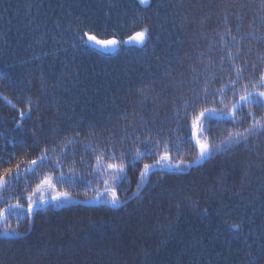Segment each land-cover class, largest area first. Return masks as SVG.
Here are the masks:
<instances>
[{
	"label": "trees",
	"instance_id": "16d2710c",
	"mask_svg": "<svg viewBox=\"0 0 264 264\" xmlns=\"http://www.w3.org/2000/svg\"><path fill=\"white\" fill-rule=\"evenodd\" d=\"M257 12L264 14L261 0H152L146 8L135 0H0V176L8 166H22L20 177L10 175L0 189L7 196L0 211L21 205L0 225V264H264V135L230 149L221 145L202 165H158L131 201L144 164H157L165 152L173 163L196 159L192 130L177 123L175 109L205 77L227 76L228 62L223 68L215 62L225 13L234 35L237 25L241 33L255 30L242 48L251 50L245 59L256 71L264 68L257 60L264 55V20ZM141 17L151 38L143 46L123 42ZM78 28L122 43L98 49ZM226 127L213 121L207 139L218 143ZM161 129L158 154L127 167V179L88 171L92 147L115 146L131 157ZM65 137L78 142L68 145ZM45 147L55 149L47 152L54 159L69 153L61 160L64 182L39 161ZM48 176L55 191H37ZM113 185L122 202L116 207L104 202ZM56 192L103 204L68 200L28 213L29 196L36 205ZM233 222L240 229L229 227Z\"/></svg>",
	"mask_w": 264,
	"mask_h": 264
},
{
	"label": "snow or ice",
	"instance_id": "6c2138e0",
	"mask_svg": "<svg viewBox=\"0 0 264 264\" xmlns=\"http://www.w3.org/2000/svg\"><path fill=\"white\" fill-rule=\"evenodd\" d=\"M152 0H135V3L148 7ZM264 4V0H261ZM235 15V14H233ZM257 17L264 20V14L257 12ZM237 19H242L241 16H237ZM252 26L250 25V28ZM80 33V38H87L88 41L99 45L105 51H112L118 48L122 43L115 38L111 39H98L96 35L89 34L90 30L85 31L82 29H77ZM236 33L233 34V28L229 26V15L225 13L223 15V32L217 30L219 35L221 47L216 49L218 56L215 62H218V67L223 68L225 61L229 64V69L227 71L226 77H221L212 74V78L209 79L205 77L198 88L191 89L193 96L189 99L184 100L181 105H178L175 109L176 120L178 124H185L192 130V137L195 139V146L198 155L194 161L185 163L183 160H178L176 163L172 162L170 153L165 152L159 156L157 164H144L142 170L139 172V182L137 184V192L133 195H138L140 191V186L144 184L148 179V174L153 170H163L167 167L169 169L182 170L184 168H191L193 165H198L202 160L211 157L214 152L220 151L221 145L230 149L233 144H247L248 141L258 135H264V68L257 69V64L249 63L245 56L251 52L245 53L242 48V41L249 38H255V30L248 33H241L240 27L236 26ZM230 38V41L226 39ZM151 38V32L149 26L144 22V18L141 17L138 22V30L129 37L128 43H136L143 46ZM215 49V44L211 45ZM201 57L205 56V53H200ZM257 60L264 64V55H258ZM214 62V58L209 56V64ZM194 78L192 81L195 83ZM191 109V111H189ZM257 109V111H253ZM181 110L183 111V116L180 115ZM31 108L29 107V112ZM21 118H23L24 113L21 112ZM215 121L217 124L223 123L229 127L225 128V137L223 139L208 140L207 134L211 132L212 122ZM245 121H250L245 126ZM190 122V123H189ZM20 126L19 124L17 125ZM207 126V127H205ZM147 132L148 129H145ZM77 137L79 133L76 134ZM203 137V138H201ZM66 144H75L78 141L76 138L69 139L64 138ZM127 139V135L125 136ZM136 139H139L136 137ZM165 133L163 130H158V135L147 136L143 141H140L144 145V151L141 152L139 148L135 149V155L129 157L125 150H117L115 146H105V150H101L97 147H92L90 151L94 156L93 163H88L86 165L89 172L95 169V175L99 178L102 173L107 172L113 180H125L127 179L126 168L129 166H134L137 160L143 159L145 156H155L159 152V145L164 142ZM110 149V150H109ZM55 151V149H49L47 147L43 148L39 156V161L44 163V165L50 166L54 171H59V181H65V174L61 171L62 163L61 160H66L69 153L63 151L61 157L54 159L47 156L48 151ZM119 151V154H117ZM14 159V157H9V161ZM81 163H83L84 158L79 157ZM166 162V163H164ZM7 163V162H6ZM30 163L32 165H37L38 161L36 159H31ZM75 163V160H74ZM22 166L20 164L16 165L15 171L11 166L4 169V175L0 176V189H6L8 187L7 177L10 175L15 178L20 177ZM25 172H32L33 169H23ZM75 176V173L72 174ZM83 179V177H81ZM86 183H91V181H85ZM47 186L52 191H55V184L53 183V177H45L40 185L37 186V191H40L43 187ZM107 192H111V196H105L104 202L106 204H111L113 207L119 206L122 202L116 195L115 185L106 188ZM0 199L7 203L6 194L0 195ZM71 194L68 192H56L52 195L51 200L57 202V206L61 202H66L71 200ZM97 200L100 197H96ZM28 213L32 214L34 211L35 203L32 197H28ZM47 203V202H44ZM21 205L17 203L16 208ZM13 205L9 204L8 208L0 211V218L7 220L9 209ZM205 211H207L205 209ZM225 223H229L227 220ZM229 227L233 229H240L241 225L239 223H230ZM5 236H8L9 230L5 229ZM19 235V233H16Z\"/></svg>",
	"mask_w": 264,
	"mask_h": 264
},
{
	"label": "rangeland",
	"instance_id": "374dc122",
	"mask_svg": "<svg viewBox=\"0 0 264 264\" xmlns=\"http://www.w3.org/2000/svg\"><path fill=\"white\" fill-rule=\"evenodd\" d=\"M128 41V40H127ZM128 43V42H127ZM132 43H134V42H132ZM136 44V43H135ZM96 44H93L92 46H95ZM138 45V44H137ZM98 48H101L99 45H96ZM95 46V47H96ZM101 49H103V48H101ZM104 50V49H103ZM113 51V50H112ZM191 139H192V136H191ZM193 140V139H192ZM193 142L195 143V141L193 140ZM207 159V158H206ZM206 159H204L203 160V162L202 163H199L198 165H202L205 161H206ZM197 165V166H198ZM193 166H196V165H193ZM156 169H153L152 170V172H151V174L155 171ZM151 174L148 176V179H147V183L149 182L148 180H149V178L151 177ZM146 182H145V184H147ZM146 186V185H145ZM143 190V189H142ZM140 194V193H139ZM138 194V195H139ZM138 195H134L133 197L134 198H136V196H138ZM131 199V198H130ZM46 200H48V199H46ZM46 200H44V201H42V202H39L38 204H36L35 206H34V209H36V208H38L39 206L41 207L42 206V204L46 201ZM73 201L74 202H76V203H79V204H81V205H84V206H93L92 205V202H81V201H78L77 199H73ZM55 202V201H54ZM54 202H52V203H48L47 205H45V206H43L42 208H45L46 206H48V205H51V204H53ZM93 202H95V201H93ZM100 204H103V203H100ZM5 208H8V206L7 207H5ZM4 208V209H5ZM42 208H40V209H42ZM37 210H39V208L38 209H36V210H34L35 212L37 211ZM3 211V210H2ZM33 211V212H34ZM4 220V219H3ZM3 220L1 221V223H0V225L2 224V222H3Z\"/></svg>",
	"mask_w": 264,
	"mask_h": 264
},
{
	"label": "bare ground",
	"instance_id": "6f19581e",
	"mask_svg": "<svg viewBox=\"0 0 264 264\" xmlns=\"http://www.w3.org/2000/svg\"><path fill=\"white\" fill-rule=\"evenodd\" d=\"M88 43L90 44V46L93 45V44L90 43V41H88ZM132 44H135V43H132ZM95 46H96V45H95ZM96 48H98V47L96 46ZM98 49H101V48H98ZM101 50H103V49H101ZM149 174H151V172H150ZM149 174H148V175H149ZM149 180H150V178H149ZM149 180H148V181H149ZM146 183H147V181H146ZM145 185H147V184H144V186H145ZM48 199H51V198H48ZM73 199H75V198H72L71 200H73ZM134 199H135V198H132L131 201H133ZM128 203H130V201H127V202H126V205H127ZM11 205H12V204H11ZM92 205H93L94 207H95V206H100V202H98V201L92 202ZM13 208H15V204H13V207H12L11 209H13ZM9 210H10V209H9Z\"/></svg>",
	"mask_w": 264,
	"mask_h": 264
},
{
	"label": "water",
	"instance_id": "95a60500",
	"mask_svg": "<svg viewBox=\"0 0 264 264\" xmlns=\"http://www.w3.org/2000/svg\"><path fill=\"white\" fill-rule=\"evenodd\" d=\"M90 43H91V44H94V43L91 42V41H90ZM192 139L195 141L194 137H192ZM202 162H203V160H202L200 163H202ZM194 165H195V164H194ZM151 172H152V171H151ZM149 175H150V174H149ZM149 175H148V176H149ZM45 202H47V203H43L42 206H41V207L39 206L38 208L40 209V208H42L43 206L47 205L48 203H52V202H54V201H52L51 199H48V200H46ZM38 208H36V209H38ZM36 209H34V210H36ZM2 220H3V219L0 218V223H1Z\"/></svg>",
	"mask_w": 264,
	"mask_h": 264
}]
</instances>
